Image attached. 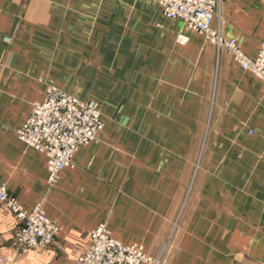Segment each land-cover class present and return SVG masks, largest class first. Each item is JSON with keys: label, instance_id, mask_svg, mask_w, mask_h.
Returning <instances> with one entry per match:
<instances>
[{"label": "crops", "instance_id": "obj_1", "mask_svg": "<svg viewBox=\"0 0 264 264\" xmlns=\"http://www.w3.org/2000/svg\"><path fill=\"white\" fill-rule=\"evenodd\" d=\"M211 26L254 57L264 0H220ZM179 27L154 0H0V179L58 227L22 251L0 204V254L72 264L104 222L159 264H264L261 81L197 31L176 42ZM50 85L104 121L52 186L45 154L14 132Z\"/></svg>", "mask_w": 264, "mask_h": 264}, {"label": "built area", "instance_id": "obj_2", "mask_svg": "<svg viewBox=\"0 0 264 264\" xmlns=\"http://www.w3.org/2000/svg\"><path fill=\"white\" fill-rule=\"evenodd\" d=\"M154 1L165 17L180 20L176 42H187L183 28L197 31L217 50L224 47L242 69L254 73L264 90V38L256 55L249 57L233 37L213 28L211 19L220 0ZM4 40L10 43L12 39L6 35ZM103 127L104 121L94 100H80L50 85L45 97L33 103L29 115L14 132L18 139L45 154L46 184L52 186L59 180L62 169L73 165L75 151L96 139ZM0 204L7 207L18 222L14 238L20 250H41L54 242L58 227L46 216L41 203L26 209L9 193L1 179ZM0 264H14V260L0 254ZM72 264H159V258L147 254L141 244L121 243L102 222L88 232V245L74 257Z\"/></svg>", "mask_w": 264, "mask_h": 264}]
</instances>
